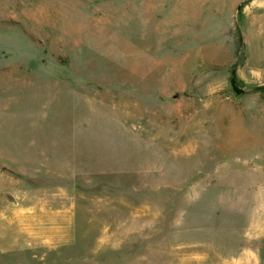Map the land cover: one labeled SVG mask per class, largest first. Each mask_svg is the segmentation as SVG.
Listing matches in <instances>:
<instances>
[{
    "label": "rangeland",
    "instance_id": "1",
    "mask_svg": "<svg viewBox=\"0 0 264 264\" xmlns=\"http://www.w3.org/2000/svg\"><path fill=\"white\" fill-rule=\"evenodd\" d=\"M0 264H264V0H0Z\"/></svg>",
    "mask_w": 264,
    "mask_h": 264
}]
</instances>
